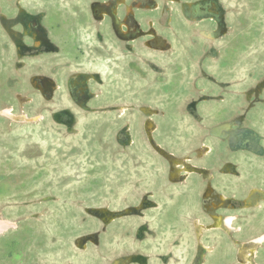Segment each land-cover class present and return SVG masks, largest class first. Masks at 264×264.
I'll list each match as a JSON object with an SVG mask.
<instances>
[{
    "label": "rangeland",
    "instance_id": "obj_1",
    "mask_svg": "<svg viewBox=\"0 0 264 264\" xmlns=\"http://www.w3.org/2000/svg\"><path fill=\"white\" fill-rule=\"evenodd\" d=\"M0 228V264H264V0H0Z\"/></svg>",
    "mask_w": 264,
    "mask_h": 264
},
{
    "label": "bare ground",
    "instance_id": "obj_2",
    "mask_svg": "<svg viewBox=\"0 0 264 264\" xmlns=\"http://www.w3.org/2000/svg\"><path fill=\"white\" fill-rule=\"evenodd\" d=\"M145 127L147 128V131H148V135H149V137H151V130H150V128H149V123L147 122V124H145ZM229 126H228V123L227 124H225V125H219V126H217V127H214V128H212V131H211V134L214 136V135H222V136H224L227 132H228V130H227V128H228ZM146 131V132H147ZM152 138V137H151ZM218 138H219V136H218ZM0 230H1V228H0ZM262 239H264V238H262ZM261 239V240H262ZM257 242H259V241H257ZM262 242V241H261Z\"/></svg>",
    "mask_w": 264,
    "mask_h": 264
},
{
    "label": "flooded vegetation",
    "instance_id": "obj_3",
    "mask_svg": "<svg viewBox=\"0 0 264 264\" xmlns=\"http://www.w3.org/2000/svg\"><path fill=\"white\" fill-rule=\"evenodd\" d=\"M243 139V138H242ZM241 140V139H240Z\"/></svg>",
    "mask_w": 264,
    "mask_h": 264
}]
</instances>
